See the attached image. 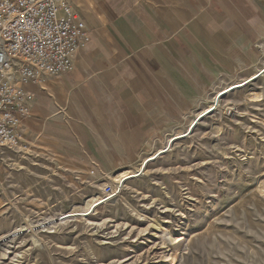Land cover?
I'll return each mask as SVG.
<instances>
[{
	"label": "rangeland",
	"instance_id": "374dc122",
	"mask_svg": "<svg viewBox=\"0 0 264 264\" xmlns=\"http://www.w3.org/2000/svg\"><path fill=\"white\" fill-rule=\"evenodd\" d=\"M227 86L218 84L204 108ZM190 121L137 163L93 176L35 148L6 150L0 264H264V73L224 94L190 136L125 181L111 201L69 217ZM56 218L51 228L41 225Z\"/></svg>",
	"mask_w": 264,
	"mask_h": 264
},
{
	"label": "crops",
	"instance_id": "0c3cea01",
	"mask_svg": "<svg viewBox=\"0 0 264 264\" xmlns=\"http://www.w3.org/2000/svg\"><path fill=\"white\" fill-rule=\"evenodd\" d=\"M70 1L91 40L72 71L24 85L32 105L22 130L29 150L72 171L137 163L218 84L263 65L264 0Z\"/></svg>",
	"mask_w": 264,
	"mask_h": 264
},
{
	"label": "built area",
	"instance_id": "2783aa9c",
	"mask_svg": "<svg viewBox=\"0 0 264 264\" xmlns=\"http://www.w3.org/2000/svg\"><path fill=\"white\" fill-rule=\"evenodd\" d=\"M90 40L70 0H0V161L6 150H29L22 123L32 94L24 85L72 71L76 54ZM116 185L103 184L97 198L111 201Z\"/></svg>",
	"mask_w": 264,
	"mask_h": 264
},
{
	"label": "bare ground",
	"instance_id": "6f19581e",
	"mask_svg": "<svg viewBox=\"0 0 264 264\" xmlns=\"http://www.w3.org/2000/svg\"><path fill=\"white\" fill-rule=\"evenodd\" d=\"M263 73H264V63L262 65V67H260L258 69V71H256L254 74H252L248 78L243 79L242 81H238V82H235L233 84H230L227 87L223 88L222 90L218 91L216 93L213 101L211 102V105H209L207 108H205L202 111H200L199 113H197L196 116L193 119H191V121L188 124V127L185 130H178L177 133L171 135L168 138L166 145L163 146L162 148L158 149L157 151H155L152 155L145 157L142 160V162L140 163L139 167H136L134 169H124L123 171L120 170V172L117 173L118 182H119V185H116L117 192L119 193L121 191V187L124 185L125 181H127L131 178H135V177H138L140 175H143L146 172L147 164L150 161L156 160L162 154L171 150L172 145H173L175 140L187 137L192 132L194 127L197 125V123L200 121V119L203 118L204 116H206L208 113H210L212 110H214L219 105L220 99L224 94H226V93H228V92H230L236 88H239V87L246 85L247 83L251 82L252 80L257 79ZM102 203H103V201H101L97 197H95L87 204L85 209L80 208V210H78V209L70 210L68 215H69V217L86 216V215H88V213H90L89 212L90 209L91 210L96 209L95 207H97L98 205L100 206V204H102ZM58 219L59 218H56L55 220L46 219L43 223H41V225H45V226H48V228H51L56 223V221ZM18 231H20V229L14 230L12 232V234L10 235V238L12 239L14 236H16V233ZM4 251H5V249H4Z\"/></svg>",
	"mask_w": 264,
	"mask_h": 264
},
{
	"label": "water",
	"instance_id": "95a60500",
	"mask_svg": "<svg viewBox=\"0 0 264 264\" xmlns=\"http://www.w3.org/2000/svg\"><path fill=\"white\" fill-rule=\"evenodd\" d=\"M7 237V236H6ZM6 237L0 239V243L6 239Z\"/></svg>",
	"mask_w": 264,
	"mask_h": 264
}]
</instances>
